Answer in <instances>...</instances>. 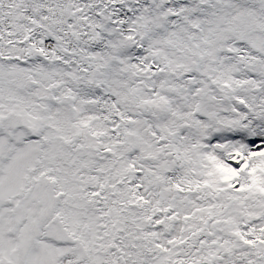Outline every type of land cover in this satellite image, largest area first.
Returning a JSON list of instances; mask_svg holds the SVG:
<instances>
[{"label":"snow or ice","instance_id":"1","mask_svg":"<svg viewBox=\"0 0 264 264\" xmlns=\"http://www.w3.org/2000/svg\"><path fill=\"white\" fill-rule=\"evenodd\" d=\"M0 264H264V0H0Z\"/></svg>","mask_w":264,"mask_h":264}]
</instances>
